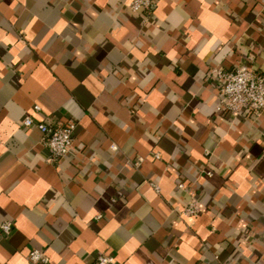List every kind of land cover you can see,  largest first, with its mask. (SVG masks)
Here are the masks:
<instances>
[{"label":"crops","instance_id":"crops-1","mask_svg":"<svg viewBox=\"0 0 264 264\" xmlns=\"http://www.w3.org/2000/svg\"><path fill=\"white\" fill-rule=\"evenodd\" d=\"M153 1L0 0V264H264V110L212 73L264 75V0ZM26 115L74 122L69 154Z\"/></svg>","mask_w":264,"mask_h":264},{"label":"built area","instance_id":"built-area-1","mask_svg":"<svg viewBox=\"0 0 264 264\" xmlns=\"http://www.w3.org/2000/svg\"><path fill=\"white\" fill-rule=\"evenodd\" d=\"M134 13L149 15L154 8L153 0H131L128 5ZM212 73L220 82L218 110H224L235 116L243 112L258 117L264 110V75L252 70L247 65H240L233 71L213 69ZM34 110H39L34 106ZM24 128L35 127L42 134V145L49 151L50 158L57 161L65 157L72 150L73 136L76 129L74 122L66 124L34 122L30 116L22 120ZM110 149L115 151L117 147L111 145ZM159 158V154H154ZM142 159L138 158L134 165L139 166ZM209 174V173H208ZM154 191L159 192L157 184L152 183ZM178 189H183V183L177 184ZM179 216L195 217L201 212L200 206L193 199L188 200L185 205L177 210ZM12 230V223L5 221L0 224V234L8 236ZM30 264H48L46 254L38 249L28 252ZM94 264H117L115 258L108 254H100L95 258Z\"/></svg>","mask_w":264,"mask_h":264}]
</instances>
